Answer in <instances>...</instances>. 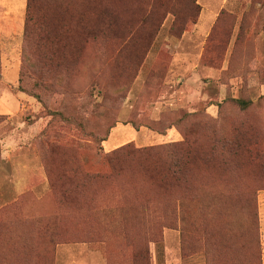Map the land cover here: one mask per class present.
I'll return each instance as SVG.
<instances>
[{
	"label": "rangeland",
	"instance_id": "374dc122",
	"mask_svg": "<svg viewBox=\"0 0 264 264\" xmlns=\"http://www.w3.org/2000/svg\"><path fill=\"white\" fill-rule=\"evenodd\" d=\"M26 4L0 0V264H264V0H34L45 64Z\"/></svg>",
	"mask_w": 264,
	"mask_h": 264
},
{
	"label": "trees",
	"instance_id": "16d2710c",
	"mask_svg": "<svg viewBox=\"0 0 264 264\" xmlns=\"http://www.w3.org/2000/svg\"><path fill=\"white\" fill-rule=\"evenodd\" d=\"M32 2H34V0H27L26 10H25V20H24V32H23L24 35L23 36L26 37V36H28V34L29 35L30 34L31 35L32 34L36 35L37 36V38H36L37 57L39 58V61L42 62V63H44V64L45 63H52L53 62V57L50 56V55H48L47 52H48V47H49V44H50V38L51 37L53 38V36H51V35H53V33L47 27V25H46V23L44 21V16H41L40 17L41 21L36 24V27H35L34 30L28 31L27 21H28V19H29V21H32V16H30V12H31V9H32ZM195 2L196 1H192V3H195ZM128 11H129V7L123 5V6H119V8L117 9V11H114L113 10L112 12L115 13L116 18L123 19L124 18V16H123L124 14L123 13L128 12ZM100 14H101V16H104V17H107L108 16L107 13L104 10L101 11L100 13H98L96 16L98 17ZM106 24L109 25L110 23H106ZM65 28H66V26H65ZM65 32L69 33L70 31L67 29V30H65ZM91 34L93 35L94 34V31ZM54 37L59 40V33L56 34V36H54ZM23 53H24V45H22L21 58H22ZM20 63L22 65V60H21ZM28 63H29L30 66L33 65L32 61L30 60V57H28ZM20 69H21V66H20ZM19 74H20V71H19ZM26 75H27V73H25L24 70H22L21 71V74L19 75V82L21 84L20 89L22 91L31 92L30 90H28V89H26L25 87L22 86L24 77H26ZM33 94L37 98L41 99V97L38 94H36V93H33ZM237 102H238V104H240L243 107L247 105V102L244 101V100H241V99H238ZM173 129H174V131L179 132V134H182V131H180L178 128H175L174 127ZM178 141H180V140H176L174 142H178ZM128 147H130V143H127L125 145H122V146H120V147H118L116 149L118 150V149L128 148ZM116 149H114V150H116ZM257 154H261V151L260 152L257 151ZM181 167L182 166H180L179 169ZM263 167H264V165H263Z\"/></svg>",
	"mask_w": 264,
	"mask_h": 264
},
{
	"label": "crops",
	"instance_id": "0c3cea01",
	"mask_svg": "<svg viewBox=\"0 0 264 264\" xmlns=\"http://www.w3.org/2000/svg\"><path fill=\"white\" fill-rule=\"evenodd\" d=\"M8 2H9V0H8ZM9 5V4H8ZM7 21H9V24L10 25H12L13 26V21H14V19H15V14L16 13H11L10 11H9V7H7ZM0 34H1V31H0ZM14 54H16V50H14V53H13V55ZM8 65V67L6 68V71H7V73H9V74H11V72H10V64L11 63H9V62H7V63H5V65ZM14 72H16L17 73V70L15 71V69L13 70ZM6 72L3 74V78L4 77H7V74ZM14 74V73H13ZM15 78L17 79V76L15 75ZM14 78V79H15ZM15 81V80H14ZM16 83H17V81H16ZM12 94H13V96H15V98L18 100V102L20 101V98L21 99H23V97H22V95H20L19 93H14V92H12ZM7 99V98H6ZM8 100V99H7ZM23 101V100H22ZM0 104H2L3 106L4 105H7V104H5V101H3V100H0Z\"/></svg>",
	"mask_w": 264,
	"mask_h": 264
}]
</instances>
